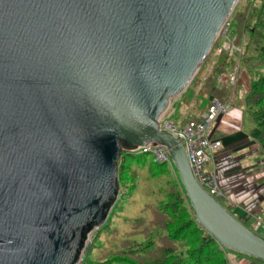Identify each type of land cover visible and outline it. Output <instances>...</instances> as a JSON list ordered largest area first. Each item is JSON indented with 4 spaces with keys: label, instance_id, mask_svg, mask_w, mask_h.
Here are the masks:
<instances>
[{
    "label": "water",
    "instance_id": "water-1",
    "mask_svg": "<svg viewBox=\"0 0 264 264\" xmlns=\"http://www.w3.org/2000/svg\"><path fill=\"white\" fill-rule=\"evenodd\" d=\"M238 0H0V264H79L123 153L164 145L197 223L264 262L159 120Z\"/></svg>",
    "mask_w": 264,
    "mask_h": 264
},
{
    "label": "trees",
    "instance_id": "trees-1",
    "mask_svg": "<svg viewBox=\"0 0 264 264\" xmlns=\"http://www.w3.org/2000/svg\"><path fill=\"white\" fill-rule=\"evenodd\" d=\"M232 20L235 21V44L242 48L238 64H243L251 76L245 97V111L254 123L251 137L264 154V0H253L244 8L235 7L229 19L230 26ZM245 34L248 36L246 42L243 41ZM217 42L218 39L214 44L219 45ZM208 62L206 68L210 71H204L196 79L190 94L187 89L183 92V98L189 96L193 108L199 112L195 117L207 109L211 99L226 100L232 89L226 84L218 86L217 79L231 70L237 60L222 51L210 56ZM121 156L130 157L125 166L136 173L131 161L140 155L123 153ZM152 164H157L153 157ZM172 169L174 181H169L172 186L163 190L157 202L144 205L143 211L148 216L132 219L125 234L113 246H102L92 264H229L225 249L197 223ZM113 227L106 228L105 232L111 234V238L117 234Z\"/></svg>",
    "mask_w": 264,
    "mask_h": 264
},
{
    "label": "crops",
    "instance_id": "crops-1",
    "mask_svg": "<svg viewBox=\"0 0 264 264\" xmlns=\"http://www.w3.org/2000/svg\"><path fill=\"white\" fill-rule=\"evenodd\" d=\"M250 80V73L240 65L230 109L219 114L211 127L210 139L218 142L220 149L214 152L206 171L215 175L225 208L248 229L264 237V154L251 137L254 123L245 111ZM179 104L182 112L179 122L199 113L189 96L185 99L182 95ZM176 107L171 109L172 115ZM225 251L229 264H264L249 256Z\"/></svg>",
    "mask_w": 264,
    "mask_h": 264
},
{
    "label": "rangeland",
    "instance_id": "rangeland-1",
    "mask_svg": "<svg viewBox=\"0 0 264 264\" xmlns=\"http://www.w3.org/2000/svg\"><path fill=\"white\" fill-rule=\"evenodd\" d=\"M253 0H238L236 7L244 8L248 3ZM235 21H231V26L229 32H234ZM248 36L245 34L243 41L246 42ZM216 42V41H215ZM220 44V40L218 39ZM217 42V43H218ZM218 44H214L212 51L209 53L207 58L202 63L201 67L193 77L192 81L188 85L187 93L190 94V90L194 89V84L196 79L201 77V75L206 71L207 73L210 69L206 68L209 64L208 60L210 56H215V47ZM213 53V55H212ZM212 58V57H211ZM207 69V70H206ZM220 77V76H219ZM218 77V78H219ZM183 93L171 101V104L167 108V111H171L173 107H176L173 120L179 123L180 116L182 114L180 108V101ZM187 96V95H186ZM249 116V115H248ZM251 119V118H250ZM248 119V121H251ZM132 154H137L136 152H131ZM138 155V154H137ZM140 158H133L131 161L132 168L135 172H130L131 167H126L125 163L129 161L130 157H120L118 163V183L119 192L117 200L110 210L107 221L104 225L92 231L89 235L87 245L81 256L79 264H92V260L95 259L98 251L101 250L102 246H113L114 242H117L125 232L129 229L131 220L141 216L147 217L148 213L143 211L144 205L148 203H155L162 198L164 194L163 190L168 189L170 185L172 186L170 180L174 181V171L173 167L169 165H162L160 163L152 164V156L147 154H139ZM206 170V168H205ZM221 204L226 207V204L222 202ZM120 215V216H119ZM112 221V222H111ZM107 224V226H106ZM114 226V231H117L115 238H111V234H107L106 228ZM113 233V232H112ZM228 251V250H227ZM244 255V254H243ZM228 259V258H227ZM257 261V260H256ZM229 263V261H228Z\"/></svg>",
    "mask_w": 264,
    "mask_h": 264
},
{
    "label": "built area",
    "instance_id": "built-area-1",
    "mask_svg": "<svg viewBox=\"0 0 264 264\" xmlns=\"http://www.w3.org/2000/svg\"><path fill=\"white\" fill-rule=\"evenodd\" d=\"M229 29L228 20L219 32L217 39L220 40V44L215 48V56L223 51L227 56L237 60L231 70L221 74L217 79L218 86L225 84L231 86L232 89L227 99L224 101H220L217 98L211 99L207 109L196 117H189L185 122L176 123L172 118V113L167 110L159 120L160 128L171 133L183 147L198 184L217 200L222 197V191L215 175L205 170L212 161L214 152L220 149V144L210 139V132L217 116L230 109V101L232 100V93L239 71L238 59L242 53L241 46L235 44V37L229 32ZM133 152L151 155L156 163L173 167L168 150L164 145L139 147Z\"/></svg>",
    "mask_w": 264,
    "mask_h": 264
}]
</instances>
